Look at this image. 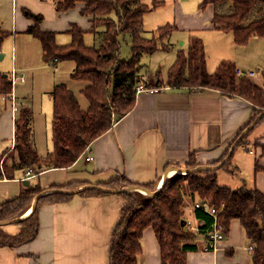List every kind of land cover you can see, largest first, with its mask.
<instances>
[{"label":"trees","instance_id":"1","mask_svg":"<svg viewBox=\"0 0 264 264\" xmlns=\"http://www.w3.org/2000/svg\"><path fill=\"white\" fill-rule=\"evenodd\" d=\"M83 2V12L92 16V32L101 37L99 45L87 44L86 31L78 26L71 29L72 41L59 45L54 31L42 30L40 16H36L35 26L29 32L37 37L44 49L46 61L73 60L75 68L72 78L86 82L82 94L88 105L83 107L78 94L67 84L55 86L53 97L52 141L53 149L42 156L36 145L32 129L33 114L24 109L16 119L15 146L7 148L10 162L0 165V176L14 178L17 171L37 166L38 173L49 168H69L86 153L95 139L107 132L120 118L136 104L137 86L141 80L142 57L158 50L169 49L163 41L178 28L166 24L159 28L157 37L143 34L144 18L150 6L144 0H58L57 8L67 10ZM212 3L216 11L212 19L215 28L233 31L238 45L247 44L253 37H264V0H205L203 6ZM162 1L154 0V6ZM221 9H223L221 11ZM255 14V17L252 15ZM256 16H259L256 18ZM131 35L132 52L130 59L120 55V36ZM10 32L0 28V51ZM163 42V43H162ZM162 43V44H161ZM1 53V52H0ZM148 87H209L230 96H239L255 105L251 120L243 131L264 111V73L259 77L239 76L236 64L223 60L214 73L208 70L204 40L192 36L188 50H179L176 61L169 68L168 81H145ZM13 89L10 75L0 71V103L3 94ZM264 122V115L256 122L236 146L247 144L251 131ZM232 147V146H231ZM264 147V146H263ZM250 150V149H249ZM229 152L220 160L223 161ZM233 154L222 165H232ZM0 155V156H1ZM191 167L198 166L195 159ZM262 168L257 164V169ZM89 184L86 181L69 184H52L50 188L76 189ZM100 185L122 188L139 185L154 191L158 183H138L125 175H120ZM45 189L40 184H30L19 195L0 203V221L24 215L33 205L35 197ZM188 191V194L185 192ZM80 194L105 193L96 188L79 191ZM77 193H43L28 216L14 222L20 227L11 234L0 225V247L15 248L32 239L40 227L39 208L45 203L70 200ZM126 203L120 219L113 231L110 247V264H138L143 252L142 237L147 227H153L162 251V264H188L189 251L198 250L196 232L187 228L184 203L187 198L199 196L219 210V222L228 234L231 221L239 219L245 233L254 245L252 264H264V191L258 188L221 186L215 170L198 169L187 173H176L166 179L160 191L151 196L140 190H124ZM196 201V200H194ZM199 232L206 234L213 227L215 218L204 208L194 207Z\"/></svg>","mask_w":264,"mask_h":264},{"label":"crops","instance_id":"2","mask_svg":"<svg viewBox=\"0 0 264 264\" xmlns=\"http://www.w3.org/2000/svg\"><path fill=\"white\" fill-rule=\"evenodd\" d=\"M57 6L58 0H0V28L10 32L5 39V49L2 46L0 52L8 50L13 58L11 62L4 63L2 60L7 53L4 54L0 58V71L10 75L12 71L9 68L27 70V62H35L40 58V67L52 73L45 90L52 104V92L58 85L57 82L62 81V77L59 81L56 79V74L62 67L64 72L68 71L70 81H78L71 75L75 62L68 60L65 64L62 61L44 59L45 52L40 40L29 32L30 27L38 23L36 16L41 18L39 26L42 30L56 33L59 45L71 43V29L75 25L85 30L86 34L95 35L91 31L92 16L83 12V2H78L67 10H59ZM200 26L216 30L232 39L230 55L246 52L244 48H249L250 45L261 48L264 43V37H253L247 44L238 45L233 31L215 28L212 20H204ZM31 37L39 40L40 48L29 59L27 55L30 56ZM202 39L204 40L203 37ZM244 58L240 56L238 59ZM228 59L232 60L231 57ZM228 59L226 57L223 60ZM242 62L239 65L237 61L234 63L237 68L247 70L244 69L246 59ZM253 62L255 67L251 70L264 73V59ZM50 66L55 69H50ZM140 77L138 85H147L146 80H162L158 76L147 74ZM26 81L27 77L22 82ZM70 81L62 83L73 90ZM51 82L52 86L49 85ZM86 85L85 83L79 86L78 91H73L80 95ZM158 88V91L137 93L134 108L116 118L113 126L95 139L86 153L71 167L45 169L30 178L27 177V169L18 175L16 173L14 178L0 176V203L16 197L30 184H40L47 190L52 184L79 181L99 184L125 175L134 182H157L160 185L166 176L170 177L175 171L178 172L175 166L194 168L191 167L192 159H195L198 166L222 159L230 152L237 135L254 113L255 105L252 102L239 96L224 94L218 89L172 87L169 84ZM18 102L16 110L10 103H0V141H12L11 146L3 149L0 155L13 146L18 111L21 113L26 109L34 115V103L27 95L21 96ZM31 126L33 129V121ZM247 142L234 148L229 168L221 166L215 169L218 183L231 188L246 185L248 188L264 191V122L248 135ZM89 154L94 156L91 161L86 160ZM257 164L262 168L257 169ZM33 168L38 170L37 166ZM125 203L126 199L122 194L111 192L77 193L67 201L45 203L39 208L40 227L36 237L15 248L0 247V264H110L112 234ZM186 215L187 220L198 226L193 206L188 208ZM2 226L11 234L20 230L13 223ZM195 242L199 248L188 252V264H252V252L248 250L250 241L239 219L231 221L229 232L218 243L216 251L204 249L207 242L204 233L196 232ZM142 243L143 252L138 264H162L161 246L153 227L145 229Z\"/></svg>","mask_w":264,"mask_h":264},{"label":"rangeland","instance_id":"3","mask_svg":"<svg viewBox=\"0 0 264 264\" xmlns=\"http://www.w3.org/2000/svg\"><path fill=\"white\" fill-rule=\"evenodd\" d=\"M144 1L151 8L150 11L146 13L144 18L143 34L145 36L157 37L159 28L168 23L175 24L178 26V28L174 30L172 34H170V36H168L163 41L169 46V49H163L160 46L155 52L145 54L142 57L143 66L140 71L141 75L147 74L152 77L158 76L159 78H162V80L166 83L168 81L169 68L171 67L172 63L175 62L178 51L182 49L188 50L190 39L192 36L204 38L207 50L208 69L210 71H215L219 63L226 57L227 59L228 57H231L232 60L228 59L229 61H237V65H239V62H242V60L246 59V63H244V69H247L246 71H250L252 67H255L253 61L264 59V43L261 48L259 46H254L253 48V46L250 45L249 48H244L246 52H237L230 55V48L233 44L232 39H228V37H226L222 33H218V31L216 30L201 28V22H203L204 20L213 19V15L217 8L212 3H208L207 5L203 6L202 4L205 0H158L162 1V4L159 6H154V0ZM222 10L223 9H221V11ZM252 17H255V14H253ZM257 17L259 16H256V18ZM31 38L32 43L29 49L30 56L27 55L29 59H32V55L40 48L39 40H36L34 37ZM85 39L87 44L99 45L101 43V37L96 34L94 35L92 33H88L86 34ZM6 41L7 40H4L3 42V49H5V45H7ZM120 42L121 58L130 59L133 55L131 35H121ZM2 53H7L6 58L2 60L4 63L11 62L13 60L12 55H10V51L3 50ZM240 56L241 58H245L238 59ZM39 60L40 58L35 60V62L33 60L32 62H27V70L20 71L19 69H17L19 73H25L27 81L24 83L22 82L23 80H18L15 83L14 91L18 99L21 96L26 97L27 95L34 103L33 131L35 135V141L40 153L45 156L47 155L48 151H51L53 149L51 124L53 116V104L51 98L49 97V94L45 93V90L47 89V80L50 76H52V73L50 74L48 71H44V68L40 67V64H38ZM67 61L68 60L62 62L67 64ZM49 68L52 70L55 69V67L52 66H50ZM9 69L12 71V68ZM67 73L68 71L65 70L64 72V68L62 67V69L56 74V79L58 81L62 77V81L57 82L58 84L62 83L63 81L68 82L71 80L67 77ZM260 75L261 72L258 73V76ZM53 82H51L49 85L53 84ZM70 82V86L73 87V90L76 91H78L79 86H82L86 83L80 80L75 81L76 83L73 81ZM78 96H80L83 107L86 108L88 105L87 98L84 96V94L81 93ZM19 115L20 111H18L17 113V118L19 117ZM255 143L258 144V142ZM11 144V140L0 141V153L7 146H11ZM251 146L252 144L249 145V148H251ZM10 152L11 149L10 151H7L5 154L0 156V165L3 164L4 160L10 162V159L7 156L8 154H10ZM22 172H25V170L17 171V175ZM185 172L186 171H175L173 175H175L176 173ZM159 186L160 185H158L157 188ZM188 193V191L185 192V194ZM189 199L190 198L186 197L184 203L185 217L187 216L186 212L188 211V208H190V206L194 207V200L199 199V196H196L194 200L191 198V201Z\"/></svg>","mask_w":264,"mask_h":264},{"label":"built area","instance_id":"4","mask_svg":"<svg viewBox=\"0 0 264 264\" xmlns=\"http://www.w3.org/2000/svg\"><path fill=\"white\" fill-rule=\"evenodd\" d=\"M260 72L261 71H259V70L246 71V70H242L240 68H237V74L239 76L247 75V76H251V77H259L258 73H260ZM10 78L12 80L13 89L10 93L3 94L1 96V101L10 103L12 105L13 109L16 110L19 102H18V98H17L15 91H14L15 83L18 80H25L26 75L24 73H19V71H17V69L14 68L10 74ZM158 90H159L158 87H148L147 85H144V84L138 85L137 89H136L137 93H139L141 91H158ZM15 140L16 139L14 137V140H13L14 142H13L12 148L15 146ZM88 149H89V147H88ZM93 159H94V156L91 154L86 156L87 161H91ZM2 165L3 164H1V167H2ZM37 172H38V170H36L35 168L29 167V168H27L26 174H27V177L30 178V177L35 176ZM194 207L204 208L205 210H207L210 214H212L214 216L215 222L213 224V227L211 229H209L206 233L207 242L205 244L204 249L206 251H216L218 249V243L227 236V234L225 232V227L223 226L222 223L219 222V219H218L219 210L215 206L209 204L208 201L203 200V199L196 200L194 203ZM186 226L190 230H193L195 232H199V227L190 221L187 222ZM248 250L253 252L254 245L250 244L248 246Z\"/></svg>","mask_w":264,"mask_h":264},{"label":"water","instance_id":"5","mask_svg":"<svg viewBox=\"0 0 264 264\" xmlns=\"http://www.w3.org/2000/svg\"><path fill=\"white\" fill-rule=\"evenodd\" d=\"M4 56L3 53H0V58H2ZM5 75H7L5 73ZM264 115V111L259 115V117L254 120L244 131L243 133L239 136V138L236 140V142L234 143V145L232 146L228 156L221 162H219L218 164H202V165H199V166H196L194 168H182V167H177L175 166V169L177 171H186L185 173L191 171V170H198V169H211V170H215V169H218L219 167H221L223 165V163L225 161L228 160V158L230 157V155L233 153L234 151V148L236 147V145L238 144L239 140L251 129L253 128V126L256 124V122ZM168 178V176H166L164 178V181H163V184L165 183L166 179ZM28 183V182H27ZM162 184V185H163ZM162 185L159 186L156 190L152 191V190H149L145 187H142V186H139V185H129V186H126V187H122V188H111V187H107V186H103V185H100V184H93V183H89L87 185H84L82 186L81 188H78V189H65V188H49L47 190H44L43 192H41L40 194H38L36 197H35V200H34V203L32 205V209L35 207L39 197L43 194V193H47V192H65V193H78L79 191L83 190V189H87V188H96V189H99V190H102V191H105V192H111V193H119L121 191H124V190H140L142 192H145L151 196H154L156 195L160 189L162 188ZM29 214L27 215H24V216H21V217H16V218H12V219H8V220H3V221H0V225H5V224H10V223H14V222H17L19 220H22L23 218H25L26 216H28Z\"/></svg>","mask_w":264,"mask_h":264},{"label":"bare ground","instance_id":"6","mask_svg":"<svg viewBox=\"0 0 264 264\" xmlns=\"http://www.w3.org/2000/svg\"><path fill=\"white\" fill-rule=\"evenodd\" d=\"M174 174V173H173ZM172 174V175H173ZM162 184V183H161ZM161 184H160V186H161ZM31 210H32V207L26 212V214L25 215H27V214H29L30 212H31Z\"/></svg>","mask_w":264,"mask_h":264}]
</instances>
